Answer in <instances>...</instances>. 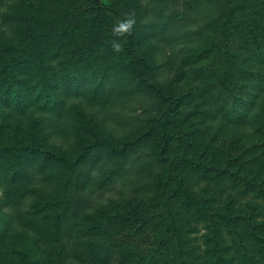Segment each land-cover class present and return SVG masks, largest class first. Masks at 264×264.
I'll list each match as a JSON object with an SVG mask.
<instances>
[{"label":"rangeland","instance_id":"obj_1","mask_svg":"<svg viewBox=\"0 0 264 264\" xmlns=\"http://www.w3.org/2000/svg\"><path fill=\"white\" fill-rule=\"evenodd\" d=\"M236 1L119 0L116 6L134 22L137 51L153 64L152 79L168 92H189L180 106L179 119L172 124L178 137L171 154L200 155L212 163L231 158L233 170L246 171L249 176L256 172L264 175V128L248 120L253 121L255 113L264 106V20L258 26L257 42L248 35L256 19L251 3L229 22L231 38L223 44L220 25L226 19V9ZM112 3V0H0V129L5 140L14 134L17 123H21L25 126L19 139L40 138L52 149L70 138L69 131L82 133L92 129L118 145L132 142L137 147L135 144L146 130L157 98L146 90L127 95L121 83L137 72L124 65L116 68V62L113 68L106 60L109 54H113L111 60L122 55L127 58L122 46L119 51L110 50L108 44L97 40L103 37L109 43L121 45L127 34L120 27L125 24L122 18H116L118 22L111 25L112 31L105 27L104 34L92 20L99 7V13L111 11ZM199 29L204 46H196L198 43L193 38ZM212 40L220 42L214 50L204 51ZM80 47L82 51H78ZM22 54L45 59L47 86L42 88L38 84L36 69L24 65L27 67L25 80H21L24 86L16 76L18 83L8 90L12 96L9 99L3 95L11 84L5 79L10 70L7 64ZM226 63L231 73L224 86L218 72ZM118 73H122V78L111 84L110 76ZM77 78L82 79L83 87L67 92V85L71 83L74 87ZM104 79L109 85L99 93ZM42 90L50 97L46 92L39 95ZM62 90L65 94L59 98L66 113L65 129L60 130L67 139L44 129L43 124L54 97L58 98ZM156 102L160 108L167 105ZM261 119L264 114L259 116L258 120ZM70 141L66 154L76 159L85 140L80 145L73 137ZM87 143H90L88 138ZM112 158L107 157L96 167L86 188L88 200L83 209L67 219L66 227L75 231H67L74 237L71 253L74 263L211 264L210 251L216 244L208 243L207 229L200 221L191 224L190 240L184 242L190 251L187 256L179 254L175 242L160 248L164 249L163 254H149L145 258L139 255L142 249L154 246L159 220L165 211L160 202L166 198L168 186L165 180L156 178L161 185L155 184L152 189L157 191L147 195L137 194L122 181L99 190L95 184L112 169ZM185 176L193 192L213 199L214 209L243 212L250 201L248 196L238 194L241 187L238 183L188 167ZM126 179L132 178L126 175ZM6 202L0 192V264H53L48 239L34 238L26 228L11 221L7 216L9 206L2 207ZM142 203L144 208L139 206ZM259 219H264V212ZM227 231L222 229L224 241L217 245L225 254L226 264H245L244 250ZM76 233L81 239L75 238ZM250 253H255L254 248Z\"/></svg>","mask_w":264,"mask_h":264},{"label":"trees","instance_id":"obj_2","mask_svg":"<svg viewBox=\"0 0 264 264\" xmlns=\"http://www.w3.org/2000/svg\"><path fill=\"white\" fill-rule=\"evenodd\" d=\"M112 1L111 11L99 13L101 8L99 7L98 14L92 19L102 34L106 32L105 27L108 31L114 29L111 25L118 22L116 18H122L125 24L130 20L120 8H117L116 1L119 0ZM251 3L254 4L256 19L250 25L248 35L255 41L258 40V26L264 20V0H238L226 9V19L220 25L223 32L220 41H223V44H227L231 38L229 22L232 21L236 13L240 14L250 7ZM125 30L127 34L121 46L127 58L122 55L124 58L111 60L113 54H109L106 58L108 62L112 63L113 68L116 62V68L124 65L127 69H134L137 72L135 76L124 77L125 81L121 83L122 91L130 95L136 91L146 90L148 93L154 94L157 98L156 101L167 105L160 108L155 101L151 107L152 113L149 115L146 130L135 144L137 147H133L132 142L118 145L93 129L82 133L75 131L70 133L69 131L70 138L76 139L79 145L82 139L85 140L80 146L76 159L66 154V151L71 147V141L60 130L61 128L65 129L63 118L66 107L59 98L62 93L65 94L63 90L57 95L58 98L54 97L55 102L48 108L49 115L43 122L44 129L67 139L57 149L49 148V145H45L40 138L19 139L25 124L17 123L15 132L13 131L14 134L7 140L0 129V192L7 199V202L2 205V207L9 206L7 216L11 221H16L20 225L19 227L26 228L28 233H32V237L45 236L48 239L50 243L48 242L47 246L50 248L53 264H77L74 263L71 256L74 237L73 234L67 232L68 230L75 231L72 227H66L67 219L72 218L75 211L79 213L83 209L84 203L88 200L86 188L96 167L104 159L112 156L110 161L112 169L104 173L103 177L95 184L99 190L122 181L127 186H131L137 194L147 195L152 191H157L152 189L155 184L161 185L156 181V178H159L161 182L165 180L164 184L168 186L166 198L160 202L165 211L159 220V233L153 241V247L139 251L142 258L149 254L151 256L163 254L164 249L160 248L172 242L179 246L180 255H186L190 251L186 250L184 242L190 240L189 236L193 231L190 226L193 222L200 221L207 229L208 243L211 246L216 244L215 248L210 251L211 264H226L225 254L217 247L224 241V237L220 233L224 228L228 230L231 239L244 250V254L247 256L245 264H264V219H259L264 212V175H259L256 172L255 176L253 173H249L251 175L249 176L245 174L246 171L233 170L231 158L227 161H220V163H212L200 155L171 154L172 145L178 137L172 124L179 119L180 106L184 103L189 92L171 93L155 82L151 76L153 64L137 51L134 24L131 29L125 28ZM194 34H197V37H193L198 43L196 46H204L206 43H203L201 38L202 29L197 30ZM97 40L100 43L108 44L110 50L114 49V41L109 43L103 37H99ZM218 42L212 40L209 46L204 48V51L214 50ZM78 51H82V47ZM226 64L219 70L221 72H218L219 79L222 80L224 86H226V80L231 73L229 63ZM24 65L36 69L38 84L42 88L47 86L45 82L48 68L45 59L22 54L17 58L10 59L7 64L10 70L5 79L11 84L3 92V95L8 96L9 99L12 96L8 94V90L14 87L13 84L18 83L16 76L24 86V82L21 81L25 80L24 72L27 67ZM121 74L118 73L116 76L112 74L110 76L111 84L117 83ZM69 78L75 80L72 75ZM80 83H82L81 78H77L74 87L69 83L67 92H76L81 89L83 85ZM107 85L109 83L104 79L98 89L99 93H103ZM29 88L30 85L27 84V89ZM42 91L39 93L41 96L46 92ZM230 92L233 93V91ZM46 94L47 97H50L47 92ZM17 106L16 110H18ZM255 114L257 115L253 121L250 118L248 120L253 122L254 126L258 123L264 128V119L258 120L259 116L264 114V106ZM85 137L89 139L90 143H87ZM107 147L109 149H105ZM187 167L225 178L232 181L233 184H240L238 194L248 196L250 200L245 210L232 213L229 210L214 209V201L210 196L197 194L188 187L185 176ZM126 175L132 179L127 180ZM147 204H150V201H147ZM139 206L144 208L145 203ZM75 238L81 239V235L76 233ZM251 248H254L256 254L250 253Z\"/></svg>","mask_w":264,"mask_h":264},{"label":"clouds","instance_id":"obj_3","mask_svg":"<svg viewBox=\"0 0 264 264\" xmlns=\"http://www.w3.org/2000/svg\"><path fill=\"white\" fill-rule=\"evenodd\" d=\"M133 23H134V22H133L132 20H129V21H127L126 24H121L120 27H121L122 29H123V28L131 29ZM114 48H115L117 51H119L120 48H121V45H120L119 43H115V44H114Z\"/></svg>","mask_w":264,"mask_h":264}]
</instances>
